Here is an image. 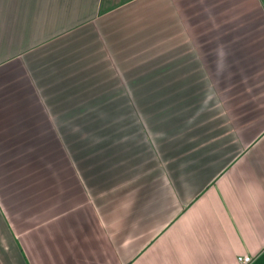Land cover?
I'll return each instance as SVG.
<instances>
[{
	"label": "crops",
	"instance_id": "0c3cea01",
	"mask_svg": "<svg viewBox=\"0 0 264 264\" xmlns=\"http://www.w3.org/2000/svg\"><path fill=\"white\" fill-rule=\"evenodd\" d=\"M263 253L264 0H0V264Z\"/></svg>",
	"mask_w": 264,
	"mask_h": 264
},
{
	"label": "rangeland",
	"instance_id": "374dc122",
	"mask_svg": "<svg viewBox=\"0 0 264 264\" xmlns=\"http://www.w3.org/2000/svg\"><path fill=\"white\" fill-rule=\"evenodd\" d=\"M186 97H187L186 98L187 101L192 99L191 96H189V94H186ZM176 101H178V98L177 97L175 98V102ZM175 107H177L176 104H175ZM91 111H95V113L97 112V110H91ZM140 111H141L140 109L139 110H135V114L134 115H136V116H143L144 114H142V111H144V110H142L141 112ZM151 111L159 112V113L152 114L155 118L158 117V116H161V112H163V111H165L167 113L166 115H168L170 118H173V117L176 118L178 116H183L184 115V110L182 108L181 109L175 108V109H169V110H151ZM191 112H192V110H191ZM149 115H150V113H149ZM188 116H189V114H188ZM170 122H172L171 119H170ZM156 125H157V127L154 126L155 127V132H161L160 130H158V129H160V126L161 125L160 124H156Z\"/></svg>",
	"mask_w": 264,
	"mask_h": 264
},
{
	"label": "built area",
	"instance_id": "2783aa9c",
	"mask_svg": "<svg viewBox=\"0 0 264 264\" xmlns=\"http://www.w3.org/2000/svg\"><path fill=\"white\" fill-rule=\"evenodd\" d=\"M237 260L239 264H253L255 261L251 256H239Z\"/></svg>",
	"mask_w": 264,
	"mask_h": 264
},
{
	"label": "trees",
	"instance_id": "16d2710c",
	"mask_svg": "<svg viewBox=\"0 0 264 264\" xmlns=\"http://www.w3.org/2000/svg\"><path fill=\"white\" fill-rule=\"evenodd\" d=\"M253 264H264V253H263L261 256H259V257L254 261Z\"/></svg>",
	"mask_w": 264,
	"mask_h": 264
}]
</instances>
